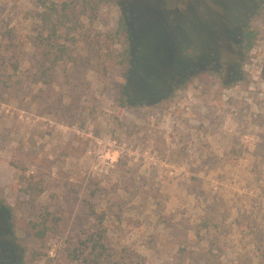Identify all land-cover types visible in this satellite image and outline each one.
Wrapping results in <instances>:
<instances>
[{"label": "rangeland", "instance_id": "obj_1", "mask_svg": "<svg viewBox=\"0 0 264 264\" xmlns=\"http://www.w3.org/2000/svg\"><path fill=\"white\" fill-rule=\"evenodd\" d=\"M87 1L0 0V264H264V0Z\"/></svg>", "mask_w": 264, "mask_h": 264}, {"label": "trees", "instance_id": "obj_2", "mask_svg": "<svg viewBox=\"0 0 264 264\" xmlns=\"http://www.w3.org/2000/svg\"><path fill=\"white\" fill-rule=\"evenodd\" d=\"M111 0H88L87 3H92L94 4V7L97 8L99 7L100 4L108 2ZM94 8V9H95ZM118 32L120 35L124 36L127 40V48L125 49L124 53V59L127 62V64H129V66L132 65V60H133V56H132V44L130 41V37H129V26L127 23V20L125 18V16L122 14L121 18L119 20V25H118ZM256 32L254 30H247L244 32L243 34V42H245L244 45V53H246L248 50H250L255 42L256 39ZM183 54L186 56H190V57H194L196 54V51L193 47H183ZM0 205L6 209L8 212L11 213V208L10 206H8L7 204H5L2 200H0ZM49 220V216H45V218H43V220L39 221V222H35L32 223V228L33 231L35 233V236L38 239H43L47 230V223ZM100 239H101V234L98 233V238L97 240H94V242L96 244H100Z\"/></svg>", "mask_w": 264, "mask_h": 264}]
</instances>
